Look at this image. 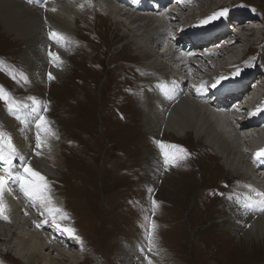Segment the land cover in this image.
I'll return each mask as SVG.
<instances>
[{"label": "rangeland", "instance_id": "374dc122", "mask_svg": "<svg viewBox=\"0 0 264 264\" xmlns=\"http://www.w3.org/2000/svg\"><path fill=\"white\" fill-rule=\"evenodd\" d=\"M201 1L199 3L198 0L197 3L199 7L203 5L202 3H205L206 6L203 9L197 5L194 7H192L193 5H186V10H181L178 7V10L176 9L173 14H179L183 18L182 23L178 22L176 26L201 23L202 20L217 11L216 7L220 8L233 0ZM246 1L256 6V9L260 11L258 14L262 13L261 21L252 20L253 24L262 30L257 33L256 28L251 25L250 27L254 29L247 32V28L243 27V29L245 28L243 35L241 28L237 29L239 38L243 37L245 39L248 37L247 34L250 33V35L253 34L252 42L255 43L254 45L248 43L249 46L245 47V51H248L246 56L251 55V58L248 60L244 58L243 64L238 69L243 70V73L248 71L252 74L257 71L262 72L260 76L259 74L255 75L257 79V77L264 76V41L262 40L264 39V0ZM233 2H237V0ZM170 6L175 7L173 4ZM189 9H194V11L191 12ZM201 9V13L204 12L202 15L198 13ZM92 12H88L87 21L81 22L83 19L79 18V20L75 19L73 22L76 46L69 58L71 65L69 74L60 81L61 83L48 79L51 90L45 91V88H40L44 96L43 100L49 102L47 116H51L57 121L58 129L60 128L63 132L65 139H69L67 143H62V140L59 139L60 147L58 151L62 154L63 161L62 169L56 174V178H58L57 181L61 185L60 191L63 190L65 195L66 210L72 213L77 220L78 234L85 238L87 243L89 242L90 250L96 251L104 264H116V261H113L116 250L121 246L125 247V242H130L134 238L141 239L135 236V229L143 225H152L158 218L157 220L162 222L156 226L154 231L155 235H162V239L158 242L165 245L174 256L178 250L176 246L179 247L181 249L179 258L185 259L187 252V264H190V261L192 262L190 257L197 260V246H199L200 257H206L209 260L208 264H212L213 261L217 264H254L262 261L264 259V243H257L258 245L252 248H248L249 246L240 247L238 240L233 239L232 236H227L221 227L219 228L225 234L224 236L220 235L209 224V220L213 217L208 215V210L211 209H209L208 203L203 200L202 193L203 190H217L219 180H211L205 175L199 176V158L202 159L203 152L205 154L208 152L219 160L220 158L211 148H206L192 133L179 139H176L171 133H165L164 139L171 141L170 144L181 146L186 151L192 149L193 152L187 159L178 161L177 165L171 169L174 175L170 176L163 185L160 186L159 180H157L153 189L143 184L140 174V158L142 155L139 153H143L145 149H153L150 138L146 139L143 135L137 136L142 127L143 113H140L141 121L136 119V110L131 113H116L120 109V98L127 97L125 88H131L129 84L119 86L120 89L118 90L115 88L116 97H113V99L116 101L114 102H112L111 93L119 81L126 78V74L130 77L135 76L137 70L131 65L136 63L137 60L131 56L132 53L129 49L124 48V45L129 42L128 39H121L110 20L104 17L105 14L96 16ZM189 14H193V16H189ZM116 17L124 27H133L130 26L129 22H126V18L120 17L118 14L114 18ZM110 23L112 27H109ZM141 24L143 23L138 22L134 26ZM131 31L133 34L136 33L134 29ZM149 43L151 42L149 41ZM242 43L241 40L237 48H241ZM147 45L150 47V44ZM151 45L153 46L152 43ZM23 49L22 41L7 34L3 30L0 21V56L20 63V55L23 54ZM43 61L46 62L47 59H40L35 66L41 65L44 63ZM214 66L210 63L203 69H214L216 67ZM0 80H2L1 77ZM131 85L136 87L133 82ZM8 87L17 95H26V91L40 93L39 89L37 90L34 87H28V89H18L12 85H8ZM119 114L126 122L118 118ZM245 132L244 136L245 134L249 135V132ZM186 144L188 146L184 147L183 145L186 146ZM246 146L248 148V144ZM123 148L127 149L128 156L122 168L115 162V158L109 156V153L120 155ZM172 150L176 151L175 149ZM135 152L139 157L134 154ZM177 154L183 155L182 153ZM141 159L146 161L147 156L144 155ZM144 161L141 164L142 171L146 167ZM221 164L220 162L219 166ZM221 169L225 176L237 182V179L232 178L227 168L223 166ZM206 170V163H202L203 174ZM88 174L89 176L97 175L98 178H108L107 182L103 181V184H100L103 191L99 196L98 204L97 193L93 184H86L84 192L80 194L78 192L79 184L86 179ZM48 177L54 183L52 176ZM54 185L56 184L54 183ZM147 191L152 192L147 194ZM153 201L156 202L155 209L153 208ZM216 224L220 226L219 222L214 220V227H217ZM96 227L101 230L99 241H102L105 233L109 235L107 239H110V237L115 239L110 244V255L105 254L103 244H100L98 248V240L93 236ZM30 231L33 232V230ZM8 232L12 233L13 231ZM0 237L5 239L1 234ZM220 239L221 260L216 252L217 245L207 244L205 249L200 248L201 243L205 240L214 243ZM3 242V244L7 243L6 241ZM252 243L255 242L252 241ZM55 245L58 246V244ZM53 246L50 245L47 250H43V255L59 260L63 259L65 263H68L65 255H70L75 250L61 249L63 253L52 252ZM251 246H254V244ZM11 253L16 257L13 252ZM53 255L58 256L54 257ZM89 257L90 262L86 261L78 264H97L98 261H95V257ZM4 258L10 264H20L8 255ZM21 263L23 262L21 261Z\"/></svg>", "mask_w": 264, "mask_h": 264}, {"label": "bare ground", "instance_id": "6f19581e", "mask_svg": "<svg viewBox=\"0 0 264 264\" xmlns=\"http://www.w3.org/2000/svg\"><path fill=\"white\" fill-rule=\"evenodd\" d=\"M197 2L198 0H191V3L190 0H178L177 7H180L181 10H186V6L184 4H189L190 6L193 5L192 7L197 5L199 7V4ZM200 2L202 1L199 0V3ZM92 3L93 6L97 7L98 11H101V14L104 12L105 15L107 14V18L110 19V22L114 26V29L119 30V33L122 37L128 38L129 42L124 46V48L130 49L131 53L137 58V64L143 66V70H145L142 71V73L146 77V80L150 82V85L146 88V105H148V111L144 113V122L148 132L153 133L159 128H165V132H171L177 137H181L186 133L189 134V132L196 135L197 137L201 135L200 138L203 139L206 145L216 151L217 156L220 157L221 163L225 168H227V170L230 171L231 175L241 178L244 175V171L248 170L250 172H253L251 169V165L247 161V153L249 155H252L256 150L259 151L261 149H264V130H261V133H257V131H255V133L251 132V129H261L259 128L261 127L260 118L264 114V108L258 107H264V94L260 99H257L254 94L250 95L248 91L245 92L247 93V103L251 106V109L254 108L255 111L258 112L257 120H251V122L246 123V120L243 121L242 119L247 116V109L244 110L240 105H237L238 107L235 109L236 118L234 120V124L237 128L244 130V133H246L245 131H247V133L249 132L247 152L242 148V146L238 145L239 141L241 140L238 136H234L227 128L220 127L219 124L215 126L212 123V121H219L218 123L226 122L225 115L223 113L214 112L216 108H207L203 110L199 107L198 104L193 103L189 98L183 97L179 95V93L175 94L170 88L167 87L162 93L159 92L160 89H162V86H165L164 83L161 82V79L166 80L168 79V76L165 75L167 69H165L164 67H157V61L154 57V53H152V47H149V45H147L150 44L149 41H151L152 38L149 31L150 29L154 28L155 23L146 19H131L127 17L125 15L126 10L122 8H118L119 11L116 10L115 8H113L111 0H92ZM171 4L176 6V3H170V5ZM202 4L203 5H201L199 8L203 9L205 8L204 6H206V4ZM104 5H106V7H104ZM222 7L223 6H221L220 8ZM53 8H55L56 11H52V8L49 10V18L46 24H44L41 21V18L39 16L40 11L38 9L28 8L16 2L15 0H0V21L3 30L7 34L15 36L20 41L27 44H30L31 42H42V45L45 46L47 42L43 40L41 33L45 31V26L49 25L51 31L62 33L67 38L66 46L58 45L53 41L51 43L52 48L49 49L54 55H59L61 57L63 63L59 67L55 65L51 57L49 61H43L44 63H42L41 65L35 66L40 59L44 58L45 49H38V54L37 52L35 53L33 67L31 62L32 59L27 61L26 65L30 71L29 77L36 85L34 87L37 90V84L41 83L44 80L43 77L45 69H48L52 73V75L54 76V80H56L57 82H60L64 77H66L67 74H69V67L71 66L69 56H71V53L74 51L76 46V40L73 33V20L74 18L82 19L81 12L75 9L73 2L71 3V5H68V10L73 12L74 16L68 14L65 5H61V8ZM202 9L198 13H201ZM190 11L193 12L194 9H191ZM173 12L176 11L169 12V15L176 18V21L174 22L175 26L173 28L183 29L184 26H180L181 24L179 26H176L178 22L182 23L183 17H181L179 14H173ZM203 13H201L200 15H202ZM116 14H118V16L120 17L126 18V22H129L130 26L133 27L126 28L120 21H116L114 18ZM189 16H193V14H189ZM138 22H142L145 27L141 25L134 26ZM246 23L247 21L245 20L238 27V29L241 28L240 30L242 31V34L245 28H247V32L254 29L250 27V24ZM163 25L161 29L164 27ZM243 27L245 28L243 29ZM133 29L136 32L134 34L131 31ZM225 35L228 34H223L216 44L214 42H210L206 46H199L200 48H204L214 45V47L216 48V52L204 55V58H202L203 60H200V67L209 65L210 62H208V59H211L216 61L217 67H215V65L214 69H227L232 63L238 64L239 62L243 61L245 55V47L249 46L248 43L250 45L255 44L252 42L253 34L250 35V33L247 34V38L243 39V37H240L231 44L226 41L228 38L223 37ZM241 40L243 41L242 46L237 51L238 43ZM262 40L264 41V39ZM144 46H148L150 50L144 48ZM195 49H197V47ZM25 55L26 54L24 52L22 56ZM169 70L172 73H178V71L180 72V69H176V66L169 67ZM198 71L201 72V69L199 68ZM261 73L260 71H257L255 73L253 72L247 82V86L249 87L251 81L256 79L255 75L259 74L260 76ZM261 91L262 88L255 89V92L257 93ZM238 104H241V102H238ZM46 119L49 122L50 127H52V125H56L55 121L52 118ZM6 124L13 125V121L7 120ZM246 135L247 134H245V136ZM48 139L52 140L53 137L50 136ZM58 145V142H53L52 147H45L44 152L39 159V162L32 164V168L46 178L49 187H51V189H49L50 195L53 198L54 205L62 209L61 204L63 205V203L61 202V199H59L58 196L54 193L55 185L50 181L51 179L48 177L51 175L52 171H61L62 169L61 156L57 147ZM148 165H150V162H148ZM150 170H152L151 165ZM246 193L247 192L238 194L235 199V201L238 203L232 204L229 209L232 213L239 212L244 215L245 222L250 226L249 230L241 229L234 223L229 228V236H232L233 239H237L240 247L249 246L248 248H252L256 247L258 244H260V242L264 243V209H260V204L250 202L249 194ZM27 198L30 199L29 197ZM246 204H250V206L246 207ZM40 205L45 209V207L41 203ZM60 223L63 224L64 219H60ZM10 227H13L12 222L10 223ZM35 228L37 227L34 226L30 228V230H33V232L23 229L21 233L17 234V231L19 229H15V231L11 233L5 230L4 227H1L0 234L5 237L3 241L7 242L6 244H4V246L6 245L5 249L7 250V247L9 246L8 250L10 252H13L15 256L19 258L24 264H78L80 262H86L87 258L84 260L81 257L77 256L75 253L65 255V257H67L68 263H65L63 259H61L63 260L61 261L57 258L43 255L42 251L47 250L50 245H54L52 252L58 253H63L60 248L64 246L71 247L70 250L75 251H83L84 248L78 246L76 243H71L69 240L64 242L63 237H60V240L55 243L58 244V246L49 242H45V240L41 238L40 234L36 235L38 232ZM28 234H32V236ZM252 241L255 243H252ZM125 244V248L117 251L120 257H124L126 256V254L128 256L134 254V243L126 242ZM252 244H254V246H251ZM165 263L176 264L173 260L170 261L168 259L165 260Z\"/></svg>", "mask_w": 264, "mask_h": 264}, {"label": "snow or ice", "instance_id": "6c2138e0", "mask_svg": "<svg viewBox=\"0 0 264 264\" xmlns=\"http://www.w3.org/2000/svg\"><path fill=\"white\" fill-rule=\"evenodd\" d=\"M40 4L41 6L46 7V0H40ZM51 10L56 11L55 8H52ZM228 12V8H222L219 11L213 13L211 16H208L204 20H202L201 24H208L220 18H226ZM49 37L56 44L66 46L67 38L64 36V34L56 31H50ZM49 56L52 58L53 62L57 67H59L63 63L61 57L59 55H54L51 50H49ZM239 72L240 70L237 69L233 73V75H239ZM16 78L17 76L14 75L13 79ZM19 79L22 80L24 83L29 82L27 76H25L22 72L19 73ZM48 79H54V76L51 72L48 73ZM223 79H225V77H220L212 86L216 87L217 84H219ZM166 87V85L162 86V89H166ZM197 91L199 92L200 89H198ZM28 100L30 101V104L23 103L17 100L14 96H12V94L6 89H4L3 86H0V102L5 103L6 111L10 115H13L22 125L28 123L24 116L21 115L23 109H30V114L36 115L35 127L37 129V133L36 143L34 147L36 149L42 150L45 147H50V145L48 144V138L50 136L54 137L56 134L51 129L46 117L40 114V107L42 102L36 97H29ZM44 111H46V109H44ZM158 143L162 151L163 164L166 170L169 166H176L179 160L187 159L190 156V154L187 153V151L181 146L166 145L163 142ZM167 149H175L176 151H169ZM177 153H182L183 155H178ZM37 154L39 155L40 152H37ZM261 157H264V149L257 151L254 159ZM15 160H24V157L19 154L17 147L13 143L11 134L7 133L3 129V126L0 125V167H3L6 172V176H0V216H3V213L5 211V206L2 200L3 193L9 181H12L14 183H19L20 190L24 193L25 196L29 197L30 199L39 201L45 207V210L47 211L48 215L52 217L53 222L56 221L57 214L60 215L61 219H66L67 214L63 213V210L61 208L56 207L54 205L46 178L41 175L38 171H35L27 163H25L23 167V173L17 171L16 174L13 175L12 169ZM24 174H27V176L31 179H25ZM247 187L250 191L249 201L264 205V192L253 188L251 185H248ZM221 195L223 194L221 193ZM152 203L153 208L155 209L156 202L153 201ZM245 206L248 207L250 206V204H246ZM37 226L39 227V225ZM56 226L61 227V225L59 224H57ZM151 228L152 230L147 233V251L156 252V254L158 255L159 249L157 248L156 236L154 234L156 228L155 223L152 224ZM63 230L69 233L70 235H75V230L72 228H64ZM76 238L79 239V237ZM148 264H152L151 259H148Z\"/></svg>", "mask_w": 264, "mask_h": 264}]
</instances>
